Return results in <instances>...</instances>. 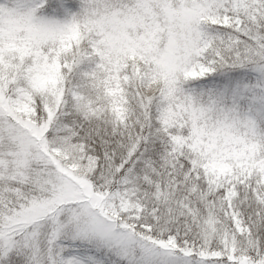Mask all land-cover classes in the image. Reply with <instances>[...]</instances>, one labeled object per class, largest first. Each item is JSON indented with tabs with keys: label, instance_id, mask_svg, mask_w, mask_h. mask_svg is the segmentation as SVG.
<instances>
[{
	"label": "snow or ice",
	"instance_id": "obj_1",
	"mask_svg": "<svg viewBox=\"0 0 264 264\" xmlns=\"http://www.w3.org/2000/svg\"><path fill=\"white\" fill-rule=\"evenodd\" d=\"M0 264H264V0H0Z\"/></svg>",
	"mask_w": 264,
	"mask_h": 264
}]
</instances>
